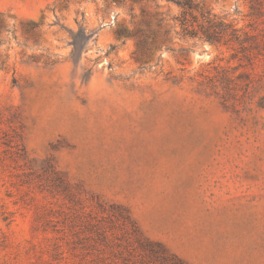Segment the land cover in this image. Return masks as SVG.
<instances>
[{
    "label": "rangeland",
    "instance_id": "374dc122",
    "mask_svg": "<svg viewBox=\"0 0 264 264\" xmlns=\"http://www.w3.org/2000/svg\"><path fill=\"white\" fill-rule=\"evenodd\" d=\"M197 1L264 29L246 0ZM180 14L167 0H0V264H133L118 206L185 264H264L260 94L225 107L211 85L239 61L184 37Z\"/></svg>",
    "mask_w": 264,
    "mask_h": 264
},
{
    "label": "trees",
    "instance_id": "16d2710c",
    "mask_svg": "<svg viewBox=\"0 0 264 264\" xmlns=\"http://www.w3.org/2000/svg\"><path fill=\"white\" fill-rule=\"evenodd\" d=\"M142 2L144 0H112L117 5L126 2ZM177 5L181 9V14L176 18L186 38H199L203 43H208L217 48H226L233 51L230 60H238L235 70L242 69L237 75L224 72L218 79V84L212 83V90L215 94L220 87L223 91L221 96L225 107H230V102L243 100L246 97H254L260 94L257 105L264 109V29H243L228 22L225 18L213 14L210 10L201 6L197 0H167ZM250 6V15L264 18V0H246ZM157 29H163L164 19L157 14ZM151 22H147L150 28ZM142 31H137L141 43L144 42ZM168 34V32H165ZM258 70V71H257ZM216 90V91H215ZM50 171L55 175L57 182L53 184V190L66 194L69 182L59 172L54 165H50ZM62 189V190H61ZM97 207L100 213L106 214L109 207L113 210L117 206L109 205L96 196ZM120 211L117 221L123 234L127 236V245L121 250L128 252V260H133V264H152L153 259L162 264H185L176 254L171 253L162 243L152 241L141 231L139 225L133 220L129 211L122 206H118ZM109 216L111 215L107 212ZM106 230H103L104 238H108ZM122 246V245H121ZM120 250V251H121Z\"/></svg>",
    "mask_w": 264,
    "mask_h": 264
}]
</instances>
